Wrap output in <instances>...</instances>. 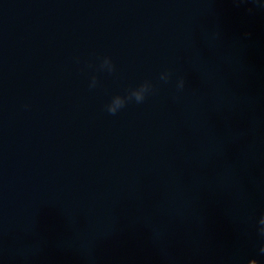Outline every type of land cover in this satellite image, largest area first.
Masks as SVG:
<instances>
[{"label":"clouds","instance_id":"1","mask_svg":"<svg viewBox=\"0 0 264 264\" xmlns=\"http://www.w3.org/2000/svg\"><path fill=\"white\" fill-rule=\"evenodd\" d=\"M100 69L107 70L109 73L115 71V66L110 57H104ZM171 76L170 72H162L160 74V79L167 82ZM97 86V78L92 76L89 87L95 88ZM184 87V79L180 78L178 82V88L182 89ZM153 91V85L150 81H145L140 84L138 87L128 90L126 95H114L111 98L110 103H108L105 108L110 115H116L117 112L123 109L127 103L135 101L136 103H142L146 96ZM258 232L262 239H264V215L261 216L259 220ZM259 253L264 255V242L261 243L259 248ZM248 264H258V261L253 258L248 261Z\"/></svg>","mask_w":264,"mask_h":264}]
</instances>
